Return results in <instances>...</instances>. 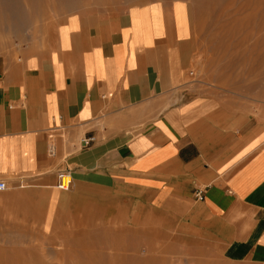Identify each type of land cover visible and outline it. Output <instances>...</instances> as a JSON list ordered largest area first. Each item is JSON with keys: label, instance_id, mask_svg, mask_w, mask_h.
<instances>
[{"label": "crops", "instance_id": "obj_1", "mask_svg": "<svg viewBox=\"0 0 264 264\" xmlns=\"http://www.w3.org/2000/svg\"><path fill=\"white\" fill-rule=\"evenodd\" d=\"M196 49L190 4L157 0L112 19L70 15L46 51L0 56L10 207L24 214L33 197L53 229L58 207L106 196L118 214H160L186 238L264 264V123L211 97L177 103ZM62 170L69 191L57 188Z\"/></svg>", "mask_w": 264, "mask_h": 264}, {"label": "rangeland", "instance_id": "obj_2", "mask_svg": "<svg viewBox=\"0 0 264 264\" xmlns=\"http://www.w3.org/2000/svg\"><path fill=\"white\" fill-rule=\"evenodd\" d=\"M151 1L157 0H0V56L46 51L70 15L112 19ZM184 1L197 49L173 91L177 103L211 97L264 123V0ZM12 192H0V264H252L227 256L223 246L184 237L160 214L136 220L118 214L95 194L85 208L72 206V214L58 207L53 229H44L30 206L34 198H24L23 214L5 199Z\"/></svg>", "mask_w": 264, "mask_h": 264}, {"label": "built area", "instance_id": "obj_3", "mask_svg": "<svg viewBox=\"0 0 264 264\" xmlns=\"http://www.w3.org/2000/svg\"><path fill=\"white\" fill-rule=\"evenodd\" d=\"M95 142L94 137H88L84 138L82 140V146L84 148L90 147L93 143ZM74 184V178L69 170H62L58 174V183H57V188L62 190V191H69ZM9 188V185L6 181L0 180V192H4ZM195 196L198 200H203L204 199V190L203 189H198L195 192Z\"/></svg>", "mask_w": 264, "mask_h": 264}, {"label": "bare ground", "instance_id": "obj_4", "mask_svg": "<svg viewBox=\"0 0 264 264\" xmlns=\"http://www.w3.org/2000/svg\"><path fill=\"white\" fill-rule=\"evenodd\" d=\"M31 4H32V5H31ZM31 4H30V6H32V9L35 8V6H33V3H32V2H31ZM30 8H31V7H30ZM2 12H3V11H2ZM2 12H1V14H2ZM1 14H0V16H3V15H1Z\"/></svg>", "mask_w": 264, "mask_h": 264}]
</instances>
